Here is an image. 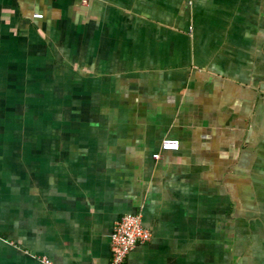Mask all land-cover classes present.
<instances>
[{
    "label": "crops",
    "instance_id": "obj_1",
    "mask_svg": "<svg viewBox=\"0 0 264 264\" xmlns=\"http://www.w3.org/2000/svg\"><path fill=\"white\" fill-rule=\"evenodd\" d=\"M128 213L125 264H264V0H0V264H107Z\"/></svg>",
    "mask_w": 264,
    "mask_h": 264
},
{
    "label": "built area",
    "instance_id": "obj_2",
    "mask_svg": "<svg viewBox=\"0 0 264 264\" xmlns=\"http://www.w3.org/2000/svg\"><path fill=\"white\" fill-rule=\"evenodd\" d=\"M93 0H81L83 4H89ZM34 17L42 18V13H35ZM180 140L177 138H165L161 144V151L181 150ZM153 158L158 160L161 153H156ZM152 231L145 226L141 213L125 214L117 223L112 241L113 256L107 264H125L130 254L142 244L152 239Z\"/></svg>",
    "mask_w": 264,
    "mask_h": 264
},
{
    "label": "rangeland",
    "instance_id": "obj_3",
    "mask_svg": "<svg viewBox=\"0 0 264 264\" xmlns=\"http://www.w3.org/2000/svg\"><path fill=\"white\" fill-rule=\"evenodd\" d=\"M260 242V243H259ZM258 244V245H257ZM262 243H261V241H258V243H255V246H254V248L253 249H255L254 251H252V252H250V254H252V255H255L254 257L255 258H261V253L259 252L258 254H256L258 251H260L261 249L263 250V252H264V246H262ZM240 258H238V260H239ZM263 259H264V256H263ZM236 260V262H235V264H238L239 262L237 261V259H235ZM257 262V261H256ZM242 264H252V262H244V263H242ZM256 264H259V263H256ZM263 264V263H262Z\"/></svg>",
    "mask_w": 264,
    "mask_h": 264
}]
</instances>
